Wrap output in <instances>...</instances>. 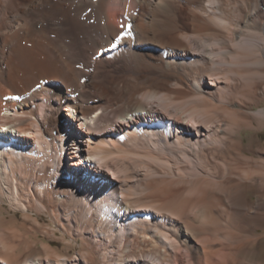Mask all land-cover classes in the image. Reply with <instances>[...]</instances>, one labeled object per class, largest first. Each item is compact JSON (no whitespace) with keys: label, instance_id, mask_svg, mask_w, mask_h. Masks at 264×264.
<instances>
[{"label":"bare ground","instance_id":"bare-ground-1","mask_svg":"<svg viewBox=\"0 0 264 264\" xmlns=\"http://www.w3.org/2000/svg\"><path fill=\"white\" fill-rule=\"evenodd\" d=\"M0 142V264H264V0H0Z\"/></svg>","mask_w":264,"mask_h":264},{"label":"rangeland","instance_id":"rangeland-1","mask_svg":"<svg viewBox=\"0 0 264 264\" xmlns=\"http://www.w3.org/2000/svg\"><path fill=\"white\" fill-rule=\"evenodd\" d=\"M61 113L63 115L64 111L61 110ZM43 219H46V216H43ZM56 245L58 246V250H59V252L61 254L65 255V256H69V257L73 256L76 253V250H77L76 247L69 248L68 250L67 249L65 250V248L62 247L63 243L60 242V241H57Z\"/></svg>","mask_w":264,"mask_h":264}]
</instances>
